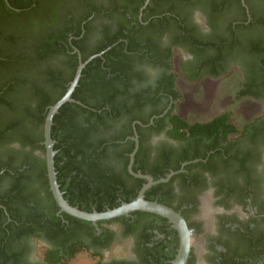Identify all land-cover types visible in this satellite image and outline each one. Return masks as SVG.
<instances>
[{
	"label": "flooded vegetation",
	"instance_id": "af4514ba",
	"mask_svg": "<svg viewBox=\"0 0 264 264\" xmlns=\"http://www.w3.org/2000/svg\"><path fill=\"white\" fill-rule=\"evenodd\" d=\"M84 1L90 15L83 22L89 33L78 38L82 48L120 36L95 57H103L95 66L103 70L101 87H108L96 94L109 114L95 131L98 150L104 152L100 162L116 175L126 178L127 170L133 176L115 181V186L109 183L112 200L131 202L148 182L131 174L130 165L153 179L149 170L156 172L159 178L154 180H165L144 195L187 222L192 245L186 264H264V111L253 120L260 121L250 133L187 139L171 134L176 116L204 122L180 114L179 72L196 81L211 76V69L222 73L238 58L264 56V51L243 50L261 43L264 49L259 39L264 35V0ZM72 40L69 52L79 60L81 47ZM113 47L116 51L105 58ZM241 69L242 88L261 90L260 96L246 97L264 103V84L245 66ZM99 71H91L87 82ZM9 105L0 103V209L5 208L3 196L12 195V209L24 222L17 221L6 234L0 227V264H51L48 259L55 253L65 264L84 254L90 264H173L181 236L163 215L136 210L94 223L61 211L48 170L47 180L40 168L42 160L46 163L42 127L29 121L17 125L19 114ZM9 120L16 122L11 123L16 124L13 130L7 128ZM79 121H84L82 114ZM102 184L69 180L59 187L66 199L68 188L78 195L81 188L94 190Z\"/></svg>",
	"mask_w": 264,
	"mask_h": 264
},
{
	"label": "trees",
	"instance_id": "16d2710c",
	"mask_svg": "<svg viewBox=\"0 0 264 264\" xmlns=\"http://www.w3.org/2000/svg\"><path fill=\"white\" fill-rule=\"evenodd\" d=\"M86 3L84 0H0V77L5 79L0 81V103H10L9 106L20 118L17 123L9 120L6 124L26 126V121H29L33 126H41V140H44L43 126L48 108L65 94L79 64L78 55L69 52V38L72 36L73 43L81 47L78 38H85L89 33V25L83 23L90 15ZM118 37L120 36L110 37L97 46L81 47L83 61L106 50ZM259 39L264 40V35ZM121 45H117V48ZM262 46L261 43L259 46H247L243 50L262 52ZM117 48L113 47L103 56L108 59ZM60 57L61 61L58 59ZM102 58L93 59L83 69L79 85L73 93V98L82 103H65L54 116L52 127V137L56 141L55 167L58 182L62 184L69 180H81L104 183L94 190H90L91 187L89 190L81 188L78 195L69 193L68 188L65 197L70 204L89 212L93 211L94 206L97 211L119 206L120 203L112 200L114 182L126 179L127 176L133 177L127 170L126 178L116 175L111 168L104 167L100 162L104 152L98 150L95 131L97 126L104 122V118L109 116L108 111L104 109L106 103L96 99L97 93L108 88L101 87L103 70L100 65L95 66ZM245 67L253 73L254 78L264 84V56L245 59ZM95 69H99L100 73L95 75L94 81L87 82L92 79L91 71ZM210 72L212 75H218L220 71L211 69ZM104 84L108 85L106 82ZM247 94L260 96L261 90L256 91L254 86H249L242 88L238 96L246 97ZM33 104L35 107H32ZM99 110L102 111L99 113ZM81 114L83 122L79 121ZM230 119L228 113H223L211 120L194 123L176 116L171 134L187 139L199 135L211 137L221 132L227 138L233 132L250 133L260 121H252L239 128ZM16 124L6 127L13 130ZM261 130L258 128V132ZM21 137L17 135V138ZM39 147L45 151L43 145ZM40 164L42 176L48 180L45 160ZM134 169L138 171L136 167ZM146 171L142 170L143 173H147ZM149 172L153 174L154 179L159 178L156 172ZM111 182L113 185L109 184ZM11 197L14 198L12 195L8 198L3 196L1 200L5 208L0 209V227L2 226L5 234L7 229L11 231L17 226V221L21 224L24 222L12 209ZM88 199L98 202L90 203L86 201ZM55 254L48 259L50 263L65 264L61 256Z\"/></svg>",
	"mask_w": 264,
	"mask_h": 264
},
{
	"label": "rangeland",
	"instance_id": "374dc122",
	"mask_svg": "<svg viewBox=\"0 0 264 264\" xmlns=\"http://www.w3.org/2000/svg\"><path fill=\"white\" fill-rule=\"evenodd\" d=\"M243 66L245 59L238 58L222 73L202 76L196 81L187 80L179 72L178 81L183 94L177 104L180 114L191 121H207L228 113L231 121L239 128L263 115L264 103L238 96L242 89ZM77 260L74 264H90V257L86 254Z\"/></svg>",
	"mask_w": 264,
	"mask_h": 264
},
{
	"label": "water",
	"instance_id": "95a60500",
	"mask_svg": "<svg viewBox=\"0 0 264 264\" xmlns=\"http://www.w3.org/2000/svg\"><path fill=\"white\" fill-rule=\"evenodd\" d=\"M98 54L90 56L87 60L83 61L82 56L79 57V65L77 67L75 77L69 84L67 91L65 94L60 98L55 104L51 105L49 107L45 124H44V144L46 147V164H47V170H48V177L50 182V187L53 192V195L60 207V210L63 212H66L72 216H75L77 218L92 221L96 223L99 220H108L115 217H119L124 214H129L130 212L136 211V210H142L147 212H152L156 214L163 215L167 217L178 229L180 236H181V244L180 249L178 251V254L173 261V264H186L189 253L191 250V231L187 226V222L185 219L173 210L172 208L161 204L157 201H150L145 198V191L152 186L153 184H156L160 181H164V179L160 180H154L149 175H144L142 173H135L132 169V166L130 165L129 170L131 174L143 177L148 180V182L142 187L139 195L137 198L131 202H123L120 206L115 208H109L105 211H85L81 210L77 206H73L70 204L68 200H66L63 196V193L60 190L58 178H57V171L55 167V156L57 151L55 150V143L56 141L52 137V127L54 122V116L59 112V109L67 102L74 101L72 98L73 92L75 88L78 86L79 80L82 76L83 69L86 67V65L92 61L95 57H97ZM134 160V154L131 157V162ZM173 174V173H172Z\"/></svg>",
	"mask_w": 264,
	"mask_h": 264
}]
</instances>
